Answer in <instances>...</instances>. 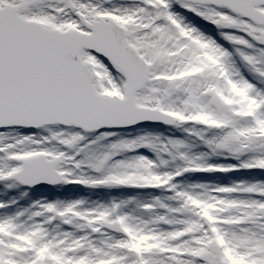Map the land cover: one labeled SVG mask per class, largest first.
<instances>
[{"label":"snow or ice","instance_id":"snow-or-ice-1","mask_svg":"<svg viewBox=\"0 0 264 264\" xmlns=\"http://www.w3.org/2000/svg\"><path fill=\"white\" fill-rule=\"evenodd\" d=\"M0 264H264V0H0Z\"/></svg>","mask_w":264,"mask_h":264},{"label":"rangeland","instance_id":"rangeland-1","mask_svg":"<svg viewBox=\"0 0 264 264\" xmlns=\"http://www.w3.org/2000/svg\"><path fill=\"white\" fill-rule=\"evenodd\" d=\"M37 195H39V194H37ZM44 195H51V193H44Z\"/></svg>","mask_w":264,"mask_h":264}]
</instances>
